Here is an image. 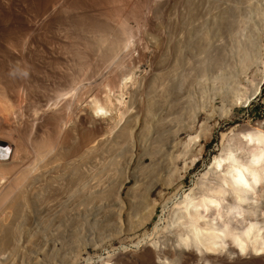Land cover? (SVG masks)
Segmentation results:
<instances>
[{"label":"bare ground","instance_id":"bare-ground-1","mask_svg":"<svg viewBox=\"0 0 264 264\" xmlns=\"http://www.w3.org/2000/svg\"><path fill=\"white\" fill-rule=\"evenodd\" d=\"M77 10L82 11L78 20ZM68 15L78 25L83 50H89L91 57L82 58L86 64L77 71L82 76H71L69 90L59 87L50 98L37 95L25 110L23 102L33 99L32 92L27 94L31 85L18 81L20 75L15 77L13 71H20L21 79L33 87L41 82L34 65L37 50L43 49L46 30L67 22ZM263 33L264 0H0V146L10 150L0 155V264H63V257L76 251L85 222H95L91 225L101 239L103 231L119 221L124 213L121 198L128 204L125 217L134 218L145 202L147 177L136 172L122 176L128 140L134 137L140 142L141 130L170 122L168 102L187 110L190 96L207 75L227 84L224 96L230 107L241 100L247 103L264 82ZM145 42L157 47L151 71L136 81L128 105L119 114L99 118L112 105L117 108L111 93L123 96L127 86L123 83L143 55ZM60 52L53 56L67 60ZM252 64L262 70L256 69L252 80L243 84L238 72ZM83 82L90 87L83 85L86 90L79 91L76 87ZM116 100L119 103L121 98ZM195 110L189 113L193 116ZM187 125L182 127L187 130ZM198 136L188 137L179 151L168 139L164 149L168 156L160 161L157 173L170 171ZM175 200L156 238L138 241L134 248L111 250L100 264H264V120L255 127L223 133L219 153ZM151 206L152 211L146 207L153 213L155 204ZM115 231L114 236H122V231Z\"/></svg>","mask_w":264,"mask_h":264},{"label":"rangeland","instance_id":"rangeland-1","mask_svg":"<svg viewBox=\"0 0 264 264\" xmlns=\"http://www.w3.org/2000/svg\"><path fill=\"white\" fill-rule=\"evenodd\" d=\"M79 10H81V9H79ZM31 11L29 10V12H31ZM65 11H66V9H65ZM78 12L79 11L77 10L76 17H75L77 20H78V17L80 18V15H81L80 14L78 16L77 15ZM81 12L82 11H80L79 13H81ZM93 13L95 14L96 12L93 11L92 14ZM86 14H87V16L90 15V13H88V12H86ZM69 15H68L69 18L67 17L68 21L64 22L65 24L62 22L63 24L61 23L60 26L53 28L54 29L53 31L52 30H46V33L43 36V40H44L43 41V47H41L43 49L42 50L39 49V51L37 50V58H36V62H35L36 64L34 63V65H36V67L38 66L37 67V69H38L37 73H38V75H40V77H39V80H41V82L39 81L40 85L37 83L33 87L32 86L33 84L31 82H28V81H26L25 78H23L24 76L22 74H20L21 73L20 71H19V73H18V70H16V71L14 70L15 73L13 71V74H15V77L17 75L18 76L20 75V77H16L18 79V81H20V82L23 81L24 83H26V86L31 85V86H29L30 89H29V87H27V89H28L27 94H31V92H32L31 95L33 96V99L31 97L30 98L31 100L29 102L28 101L23 102L25 110H26V108H27V110L30 108V105H32V102H34V101L36 102V100L34 98H37L38 96L41 98V96L44 94L43 96H46V97L42 96V98H47V97L50 98L51 95H53V96L56 95V93H57L56 91H58L59 87H60L59 89L64 88L65 90H66L67 86L71 88V86H72L71 79L74 78V75H76L75 77H78L77 75H79V78H80V75L82 76V74L81 73L78 74L79 72H77V71L80 70V67L83 69V67L85 66L83 64H86L85 63L87 60L86 58L91 57L89 50H87L86 52H85V50H83V44H82L83 38L81 40V36L78 35L79 34L78 31L80 29H78V25L75 24L76 23L75 21H71L73 19H71L70 18L71 15L70 16ZM151 17H153V16L151 15ZM153 20L158 22L157 17L152 18V21ZM154 21H153L154 24L157 23ZM73 22H75V23H73ZM129 22H130L131 26L136 28V24H135L136 22L131 21V20ZM70 25L71 26L75 25V26L71 28ZM64 30H66V31H64ZM68 30H71V32L72 31H75V32L71 33ZM52 33H54V34H52ZM71 34H73V35H71ZM56 35H57V37H56ZM49 36H51V37H49ZM78 36L80 39H78ZM58 37H59V39H58ZM65 38H66V40H65ZM53 41H54V43H52ZM60 41L64 42V43L61 44ZM68 41H72V42H70V44H72V45L68 44ZM45 43H46V45H45ZM50 43H51V45H50ZM260 43L264 44V35H263L262 39L260 40ZM146 44H147V46H146ZM58 45H60V46H58ZM69 45L72 47V49H71V47H69ZM77 45L79 46V48ZM64 47L67 48V53L65 51L66 48L64 50ZM61 48H63V49H61ZM144 48L145 49H143V55L139 59L138 63H136L134 65L135 67L133 66L134 68L132 67V70L130 73L132 76L130 75L129 79L126 80L125 83H123V84H127L126 88H124L123 96L121 97L120 94H118V93H116L114 95H113V93H111V98L113 100L112 103L115 104L117 106V108L113 109L114 106L112 105L111 106L112 110L107 112V113L103 112L104 114L100 113L98 115L99 118H101V117L102 118H104V117L108 118V116L110 117L112 115L119 114V112H121L123 110V108H125L128 105V103L126 104L125 102L128 101L127 99H129V93L134 89L136 81L137 80L140 81L143 78V76L144 77H145V75L147 76L149 74V72L151 71L150 70L151 69V65H150L151 63L150 62H152V58L154 56V53L156 52L157 47L154 46L153 44L145 42ZM74 49H76L77 51ZM146 49H147V51H146ZM80 50L84 51V53H86V54H82L83 52H81ZM56 52L57 53L60 52L59 54H61V56H63L65 54V56H63V57L67 58V60L66 59H64V60L60 59L59 55L53 56V54H55ZM67 54H69L70 56L69 55L67 56ZM78 54H79V56H78ZM88 54H89V56L85 57V55H88ZM76 56H78V57H76ZM83 57L86 60L83 61L82 60ZM59 60H62V61H59ZM57 61L59 62V64ZM65 62H67V65ZM72 63H74V64H72ZM81 64L83 65V67ZM68 65H69V67H68ZM74 65L78 66L79 69H78V67H75ZM6 66H8V64ZM59 66L62 67L63 69L60 68ZM71 66H72V68H71ZM50 68L53 70H51ZM64 68H66V69H64ZM69 68H71L70 69L71 71H74V72H72V74H71V71L69 70ZM74 69H76V70H74ZM233 69H232V71H233ZM256 69L262 70V67L259 68V65L252 64L246 70L239 71L238 74H240V76H241L239 80L241 82H243V84L246 83L247 81H251L252 78L256 74V73H254V71ZM229 70L226 72L228 73ZM237 70H240V68H237ZM67 72H68V74H66V75H68L70 77L67 76V78L65 80H63L64 76H66V75L63 76L62 74L67 73ZM80 72H81V70H80ZM53 73H54V75H53ZM103 75L101 76L102 78H104V76H105V75L104 76ZM21 76H23L22 79H21ZM47 76H48V78H47ZM71 76H72V78H71ZM99 77H100V75H99ZM212 77L214 78V80ZM69 78H70V80H69ZM205 78H206V81H205ZM205 78L203 80V84H202L201 88L195 89V91H193L192 97L190 96V99H189L190 101H191V98H193V100H192L193 102L196 101L195 100L196 98H194V97H197V101L194 103L191 101V103L189 104L190 106L186 107V109L189 107L187 110H182L181 108L179 110L177 103H175L176 104L175 105V104H173L174 102H172V103L168 102L167 108L169 110L168 111L169 118L171 117L170 122H167V124L166 123L164 124V122H159L156 126H154V128L153 127H152V129L150 128V130H141L142 125L139 124L138 129L141 130L142 134L144 133L143 134L144 139L142 138L140 142L137 139H135L134 137H132L130 140H128V144L126 146V152H125V157L126 156L127 157H126V159H125V157L123 158L126 161L122 160L121 165H120V171H121V169L123 171V172H121L122 176L123 175L125 176V174H127V176H128V175L140 173V174H142V176L147 177V183L145 180H144L145 182L143 183V185H144L143 189H145V190H143V192H145V194L143 193V202L144 201L145 202H144V204L140 205L141 207L138 210L139 212H137L136 216H134V218L136 220L133 217L129 219L130 221L127 220V218L125 217V212L128 209V204H127L126 200H124V198H121V200H119V205L122 206L124 213L122 214L121 218H119V221H117L112 228H110V229L108 228V229H105L103 231L102 234L105 236V238H103L104 236L102 237V235H101V237H102L101 239L98 238V236L94 233V228H96V226L94 227L93 225H91V224H95V222L93 220H88L87 222H85V225H86L85 229L83 228L82 230L79 231L80 233H78V236H80V237L77 236V239H76V241H77L76 242L77 247L75 248L76 251L74 250L68 256H66V257L64 256L63 258H64L65 262L63 261V264H79L77 262V260H79V259H83L82 262L85 261V264H100L101 259L105 256V254H107L111 250L121 249L123 247L134 248V246L136 245V242H138V241H141L145 238H147V239L148 238H156L158 236V231L166 224V220H168V215L170 213L169 209H171L173 207L174 201H176L175 199L179 198V196L185 190H187L193 186V184H194L195 180L198 178V176L204 172V170L209 165V163L212 161L214 156L219 153V151L221 149V135L223 133L224 134H226L227 132L229 133L234 128L239 129V128L244 127V126L245 127H255L257 124L261 123L264 120V82L261 85L260 91H258V93L253 95V98L251 96V99L248 100L247 103H245L244 101L242 102V100H241V101H239L240 103L239 102L237 103V105L230 107L228 104V101H226V97L224 96V95H226L225 93L227 91V84L224 85L225 83L223 82V79H222V81L220 80L221 78H219V77H218V79H216V77H214V75L213 76L207 75ZM48 79H50L49 80L50 82L48 81ZM51 80L54 81V83ZM60 80H62V81H60ZM216 80L217 81L220 80L224 84H221L220 81L218 83ZM206 83H207V85H206ZM70 84H71V86H70ZM80 84H82V83H80ZM254 84H255V82H254ZM77 85H79V84H77ZM83 85L86 86L87 88L84 87ZM87 85H90V84L83 82L81 87L80 86L76 87L75 85L74 86L78 90L79 89L80 90H86L90 87ZM47 87H49V88H47ZM41 88H42V90H40ZM84 88H86V89H84ZM217 88H219V89H217ZM253 88H254V85L249 86V90H248L249 94H251V91ZM69 89L67 88V90H69ZM45 90H46V92H44ZM196 90H198L199 92H196ZM200 91H201V93H200ZM50 92L51 93L53 92V93L50 94ZM81 92H83V95H84L85 91H81ZM195 92L197 94L199 93L198 96L199 95L200 96L199 97L195 96V95H197ZM202 92H204V93L202 94ZM201 95H202V98H201ZM119 97L121 98V101H119V100L118 101H119V103H122L121 105L116 100V98H119ZM243 99H244V97H243ZM80 102H82V101H80ZM192 106H193V108H192ZM191 108H192V110H191ZM194 110H195V112L197 111V114L195 113L196 117H195V114H193V116H194V118H193L192 112L194 113ZM181 111L183 112L184 115L182 114ZM184 111L187 113H185ZM189 111H192V112H190L191 117H190ZM116 112H118V113L116 114ZM171 115H173V116H171ZM187 117H189L190 119ZM188 120H189V122H188ZM182 121H184V123H186V125L188 124L189 126H191V124H192L193 127L192 126L189 127L187 125L188 128H186L187 130H185L184 129L185 127L183 128L182 126L183 125L186 126V125L182 124V126H181ZM21 124H23V123H21ZM178 126H180V127H178ZM25 127L30 129L28 123L25 125ZM23 128H22V130L27 129V128H24V129ZM203 129H205V130H203ZM153 130H155V131L152 132ZM161 130H163V131H161ZM149 131H150V133H149ZM157 131H159V133ZM204 132H205V134H204ZM152 133H154V134L152 135ZM169 133H170V135H169ZM155 134L156 135L160 134V135L155 136ZM196 135H199L195 139L198 141H195V143H193L194 141L191 142L192 144H190V146H189L190 148L186 147V149H188L189 151L188 150L185 151L186 152V154H184L185 156L179 157L177 161H174L175 164L173 163V165H174L175 169L172 165L171 166L172 168H170V171L168 170L165 172L166 174L164 172H163L164 174H162V173L158 174L157 172H158V166L160 165V161L162 163V158H165L168 156V154L165 153L167 150H164V149H166L165 143L168 141V139L173 140L177 144V146L179 147V148L177 147V151H179V150H183L182 146L186 142H188V137H190V136L194 137ZM158 138H160V139H158ZM161 138L163 140H161ZM173 138H175L176 140ZM176 141H178L179 144ZM150 142H155V143L152 144ZM161 142L162 143L164 142V144H162ZM182 142H184V143L182 144ZM180 144H181V147H180ZM151 147L152 148L155 147V148H153L151 151ZM156 147H157V149H156ZM155 149H156V151H155ZM161 149H163V151ZM147 150H148V153L146 152ZM157 150H159V151L157 152ZM160 150L162 153L160 152ZM9 152H10V150L6 149V147L0 146V155H2L4 153L9 154ZM161 154H162V156H161ZM174 154H177V153L174 152ZM131 156H132V158H131ZM142 156H145V157H142ZM148 156H150V157H148ZM128 157L130 158V162H129L130 166H129V163L127 162V160H129ZM139 157H140V159H138ZM137 159L139 160V162ZM193 160H194V162H193ZM156 162H158V163L156 164ZM136 164H138V165H136ZM144 164H146V165L144 166ZM126 165H127V167L123 168V166H126ZM153 174H154V177H153ZM160 176H161V178H160ZM149 178H151V179H149ZM153 178H157V180H158V182L156 181L157 184L154 183V181L156 179L154 181H151ZM158 178H160V179H158ZM150 182H152V183H150ZM132 184H133V182L130 183V186ZM151 184H153V185H151ZM146 188H149V189H146ZM146 193H147V195H146ZM144 195H146V196H144ZM147 198H148V200H147ZM151 202H152V204H150ZM153 204H155V206H154V211L152 213L149 210L152 211L153 206H151V205H153ZM146 206L149 207V210H147L148 207H146ZM150 206L152 209L150 208ZM145 212H147V214ZM149 212H150V214L152 213L151 216H148ZM142 217H143V219H142ZM144 218H146V219H144ZM138 219H139V221H138ZM134 220H135V222H134ZM127 222H129V223H127ZM130 222H132V223H130ZM133 222H134V224H133ZM88 225H89V229H88ZM130 225L131 226L134 225L133 228L134 227L135 228L132 230H128V226H130ZM136 225H138V226H136ZM113 228H114V230H113ZM115 230L122 231L123 232L122 236H120V237L114 236L115 235L114 233L116 232ZM77 248H78V250H77ZM78 253L80 254V256ZM52 264H55V263H52Z\"/></svg>","mask_w":264,"mask_h":264}]
</instances>
